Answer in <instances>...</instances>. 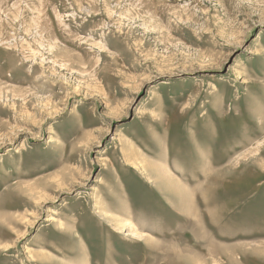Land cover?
Instances as JSON below:
<instances>
[{
  "label": "rangeland",
  "instance_id": "obj_1",
  "mask_svg": "<svg viewBox=\"0 0 264 264\" xmlns=\"http://www.w3.org/2000/svg\"><path fill=\"white\" fill-rule=\"evenodd\" d=\"M252 122L242 164L264 0H0V264H264V162L249 190L195 175Z\"/></svg>",
  "mask_w": 264,
  "mask_h": 264
},
{
  "label": "bare ground",
  "instance_id": "obj_2",
  "mask_svg": "<svg viewBox=\"0 0 264 264\" xmlns=\"http://www.w3.org/2000/svg\"><path fill=\"white\" fill-rule=\"evenodd\" d=\"M214 94V93H213ZM220 100H222V98L220 99ZM222 102V101H221ZM214 105V104H213ZM218 105H220V102H219V104ZM238 114V113H237ZM215 115L217 116V113H215ZM235 115H233V113H232V110L230 111V113H228L227 115H226V117H225V119H228V118H232V117H234ZM257 118V117H256ZM255 118V119H256ZM247 119H249V118H247ZM246 119V120H247ZM245 120V121H246ZM253 120V119H252ZM204 121L205 122H211L212 121V119H211V117L209 116V117H206L205 119H204ZM249 121H251V120H249ZM258 121V120H257ZM256 122V121H255ZM259 122V121H258ZM210 124V123H209ZM264 124V123H263ZM242 125V124H241ZM256 126H258L256 123H250V129L247 131V132H245V136H244V138H240V140H238L237 139V136L241 133L240 131H233V133L231 132L229 135H227L226 134V136L225 137H221L219 140H217L216 142H215V144H213V145H209L208 147H207V145L210 143L209 142V140H210V138L207 140V139H205V141H206V143L204 144V145H206V148L204 149L203 148V146H201L202 148H203V150H200L201 152H199L198 153V155H199V158L201 159V164H202V166H204V168H202L201 169V171L200 172H196V177L198 176V177H203V180H202V182L203 181H207V180H212L213 178H215V179H217V178H221V177H223V176H225V178H226V176L227 175H230L229 177H230V179H232V180H243V181H245V185L247 186V188L246 189H248L249 190V188L251 187L250 186V182H253L254 181V179H256V178H260L259 176H258V174H255V176H253V177H251V178H249V176H248V174H249V171H248V168H254L255 166L256 167H259V168H262L263 167V163L262 162H264V154L261 152V153H259V154H257V155H254V156H252V157H250L251 158V160H252V162L250 161V162H247V163H244V164H242L241 163V160H239V158H238V156H239V154H238V152L243 148V147H245V146H247V145H252L253 144V142L256 140V139H258L257 138V131L254 129ZM217 128V127H216ZM240 128H241V126H240ZM263 129H264V126L262 127ZM242 129V128H241ZM254 129V130H253ZM211 132V131H210ZM211 134V133H210ZM259 137V136H258ZM200 138H201V136H200ZM256 142H257V140H256ZM256 142H254V143H256ZM168 143V142H167ZM258 143V142H257ZM197 144H198V142H197ZM201 144V143H200ZM195 145H196V143H195ZM202 145V144H201ZM198 146V145H197ZM253 148H254V146H252ZM166 149H168V144H167V147H166ZM259 149H260V147H258V146H256L254 149H252V150H250L249 151V153H252V152H257V151H259ZM169 152V150H167V152L166 153H168ZM246 152V151H245ZM244 152V153H245ZM177 153V152H176ZM195 153V152H194ZM165 154V153H164ZM190 154V153H189ZM253 154H255V153H253ZM238 155V156H237ZM164 156V155H163ZM166 157V156H165ZM176 157V156H175ZM243 157H247V155H244L243 154V156H242V158ZM186 158V157H185ZM197 158V157H196ZM127 159V158H126ZM135 159V158H134ZM140 159V158H139ZM232 159V160H231ZM244 159V158H243ZM195 160V159H194ZM198 160V159H197ZM199 161V160H198ZM228 161H232V163L231 164H227L226 162H228ZM261 161V162H260ZM145 162V161H144ZM197 162V161H196ZM199 163V164H200ZM236 164H239V171L237 170V169H233V167H231V166H233V165H236ZM142 165V164H141ZM172 165V164H171ZM231 165V166H230ZM194 168H195V165H194ZM213 168H215L214 170H211L210 171V169H213ZM174 169V168H173ZM149 170V169H148ZM237 170V171H236ZM252 170V169H251ZM194 171V170H193ZM193 171H191V172H193ZM196 171V170H195ZM166 172H167V170H166ZM168 173V172H167ZM166 174V173H165ZM172 173H168V175H167V177L165 176V180H164V184L162 185L163 186V188H165V189H167L166 191H168V193L169 192H173L174 190H178V192H179V190H181V189H179L180 187H182L181 185H180V183L181 182H183L182 180H183V176H182V174H181V176H179V178L177 179V178H175L173 175H171ZM185 174V173H184ZM194 174V173H193ZM261 174V173H260ZM184 176H186L188 179H189V177L187 176V175H184ZM228 177V178H229ZM247 177L249 178V179H247ZM184 179H186L185 177H184ZM193 179V178H192ZM195 179V178H194ZM205 179V180H204ZM250 181V182H249ZM201 182V183H202ZM185 183V182H184ZM250 183V184H249ZM183 184V183H182ZM186 184V183H185ZM209 184H210V182H209ZM178 185H180V187L178 186ZM187 185V184H186ZM186 185H184V186H186ZM189 185V184H188ZM187 185V186H188ZM202 185V184H201ZM179 188H178V187ZM177 187V188H176ZM189 187V186H188ZM188 187H187V189L186 188H184V187H182V190L184 191V195H190L192 192H191V189L189 188L188 189ZM30 188V187H29ZM202 188V187H201ZM208 186L206 185V186H204L203 188H202V191L205 189V192H210V190H208ZM199 190V189H198ZM197 190V191H198ZM175 191V192H176ZM182 191V192H183ZM193 191V190H192ZM200 191V190H199ZM35 192V191H34ZM178 192H177V195H178ZM33 193V192H32ZM36 193V192H35ZM181 193V192H180ZM194 193H195V190H194ZM173 194V193H172ZM193 194V193H192ZM200 194H201V191H200ZM200 194H198V195H200ZM205 194V193H204ZM40 195V194H39ZM41 195H42V193H41ZM122 195V194H121ZM197 195V194H196ZM195 195V196H196ZM201 195H203V194H201ZM44 197V196H43ZM179 197V196H178ZM200 197H202V196H200ZM192 198V197H191ZM170 199V198H169ZM168 199V200H169ZM202 201H203V199H201ZM198 201V200H197ZM16 202V201H15ZM206 202V200L203 202V204ZM101 203V202H100ZM99 203V204H100ZM103 204V203H102ZM11 205V204H10ZM101 207V206H100ZM234 208H236V207H234ZM191 210H192V208H190ZM205 209V208H204ZM211 209V208H210ZM188 210V209H187ZM192 212V211H191ZM208 212V211H207ZM200 213V212H199ZM209 213H211V212H209ZM109 215V214H108ZM107 215V216H108ZM117 223V222H116ZM126 223H128V222H126ZM131 224V225H130ZM128 223V225H129V227L132 229V231L133 232H135V234L136 233H138L137 231H135V230H137L138 228H135L136 226H134V224H133V222L132 223ZM132 224H133V226H132ZM116 225H118V224H116ZM256 233V232H255ZM260 234V233H259ZM235 237V236H234ZM233 237V238H234ZM236 237H239V236H236ZM139 241V240H138ZM195 241V240H194ZM243 243V242H242ZM241 243V244H242ZM239 244V243H238ZM212 245H214V244H212ZM244 246H246L245 245V243H244ZM54 247V249H55V246H53ZM212 247V246H211ZM234 247V246H233ZM238 247V246H237ZM51 248V247H50ZM224 248V247H223ZM228 248V247H227ZM56 251V250H55ZM209 251V250H208ZM214 251H216V250H214ZM223 251V250H222ZM254 251V250H253ZM217 252V251H216ZM227 252V251H226ZM213 253L214 252H210V255H211V257L213 256ZM218 253V252H217ZM216 253V254H217ZM228 253V252H227ZM235 253V252H234ZM220 254V253H219ZM230 254H232V252H230ZM236 254H239L240 255V262L242 263V262H244L247 258H248V256H250L251 254L253 255V253H252V251L251 250H247V249H244V248H242L241 250H239V252L237 251L236 252ZM217 256V255H216ZM254 256V255H253ZM31 257H34L33 255L31 256ZM219 257V256H218ZM225 257V254H223L222 256H221V258H224ZM255 257V256H254ZM36 258V257H35ZM47 259V258H46ZM178 259H181V258H179L178 257ZM227 259V258H226ZM54 260V259H53ZM214 260H216V258L214 259ZM218 260V259H217ZM220 260V259H219ZM176 261H178V260H176ZM191 261V260H190ZM212 261V260H211ZM222 261V260H221ZM239 261V260H238ZM46 262V261H45ZM226 262V261H225ZM194 263V262H193ZM227 263H229V264H232V261H230V260H228L227 261ZM187 264V263H186ZM191 264V263H190ZM195 264H203L202 262H199L198 260H195Z\"/></svg>",
  "mask_w": 264,
  "mask_h": 264
}]
</instances>
